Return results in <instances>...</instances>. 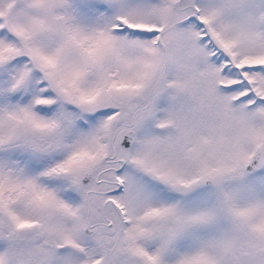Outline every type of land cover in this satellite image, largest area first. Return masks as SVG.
Returning a JSON list of instances; mask_svg holds the SVG:
<instances>
[{"label":"snow or ice","instance_id":"snow-or-ice-1","mask_svg":"<svg viewBox=\"0 0 264 264\" xmlns=\"http://www.w3.org/2000/svg\"><path fill=\"white\" fill-rule=\"evenodd\" d=\"M0 264H264V0H0Z\"/></svg>","mask_w":264,"mask_h":264}]
</instances>
